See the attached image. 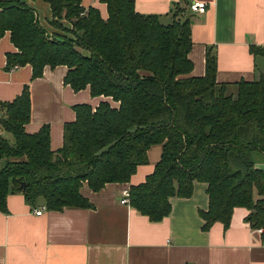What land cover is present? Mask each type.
Wrapping results in <instances>:
<instances>
[{"label": "trees", "instance_id": "16d2710c", "mask_svg": "<svg viewBox=\"0 0 264 264\" xmlns=\"http://www.w3.org/2000/svg\"><path fill=\"white\" fill-rule=\"evenodd\" d=\"M46 1L54 31L26 2L0 1V40L9 31L18 48L8 53L7 69L31 64L37 78L47 65H66L65 83L75 91L89 87L118 105H75L76 119L65 123L63 145L54 151L48 124L26 131L28 85L13 101L0 100V210L8 211L12 193H23L33 206L43 200L50 210L92 207L83 183L98 191L129 182L148 162L150 147L162 144L154 171L130 187L133 208L162 221L173 197H191L195 183L204 182V229L217 221L228 227L235 208L245 207L264 237V169L258 165L264 160V74L218 82V55L208 48L205 75L191 76L192 17L180 3L166 19L138 12L134 0H100L107 18L83 0ZM251 51L264 56L262 46Z\"/></svg>", "mask_w": 264, "mask_h": 264}, {"label": "crops", "instance_id": "0c3cea01", "mask_svg": "<svg viewBox=\"0 0 264 264\" xmlns=\"http://www.w3.org/2000/svg\"><path fill=\"white\" fill-rule=\"evenodd\" d=\"M20 1L35 8L44 28L55 30L46 0ZM134 1L138 12L166 19L176 3L187 6L192 17L191 76L205 75L208 48L218 55V82L252 81L257 72L264 74V56L251 51L253 45L264 47V0ZM194 1L205 2L206 11H191ZM82 5L95 6L108 17L107 4L100 0H83ZM17 51L8 31L0 40V100L13 101L28 85L31 119L26 131L36 133L48 124L51 147L57 151L63 145L65 123L76 119L74 106L86 103L95 108L110 98L93 96L89 87L75 91L65 83L66 65H47L37 78L31 64L7 69L8 53ZM162 153V144L152 145L148 162L129 182L107 183L98 191L83 183L81 193L92 204L89 208L46 209L37 215L34 210L45 205L43 200L33 206L23 193L10 194L8 211L0 210V264H264L263 232L251 226L247 208H235L228 227L217 221L203 228L200 212L209 208L204 182L195 183L191 197H173L171 214L159 222L121 202L123 191L143 183ZM258 165L264 169V160Z\"/></svg>", "mask_w": 264, "mask_h": 264}, {"label": "built area", "instance_id": "2783aa9c", "mask_svg": "<svg viewBox=\"0 0 264 264\" xmlns=\"http://www.w3.org/2000/svg\"><path fill=\"white\" fill-rule=\"evenodd\" d=\"M189 8L193 12H205L207 9V4L205 2L194 1V2H191ZM18 68H19V66L15 65L10 70L13 71V70H16ZM121 202L124 204H130V188H127L123 191V198H122ZM46 209H47L46 205H42L39 208H36L34 210V212L37 215H42ZM261 231L263 232L262 229H261Z\"/></svg>", "mask_w": 264, "mask_h": 264}, {"label": "water", "instance_id": "95a60500", "mask_svg": "<svg viewBox=\"0 0 264 264\" xmlns=\"http://www.w3.org/2000/svg\"><path fill=\"white\" fill-rule=\"evenodd\" d=\"M26 184L25 183H23V186H25Z\"/></svg>", "mask_w": 264, "mask_h": 264}]
</instances>
